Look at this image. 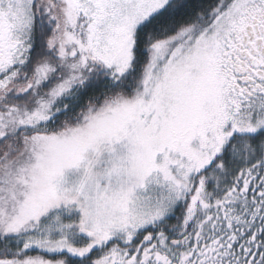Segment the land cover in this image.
<instances>
[{
    "label": "snow or ice",
    "instance_id": "6c2138e0",
    "mask_svg": "<svg viewBox=\"0 0 264 264\" xmlns=\"http://www.w3.org/2000/svg\"><path fill=\"white\" fill-rule=\"evenodd\" d=\"M0 264H264V0H0Z\"/></svg>",
    "mask_w": 264,
    "mask_h": 264
}]
</instances>
